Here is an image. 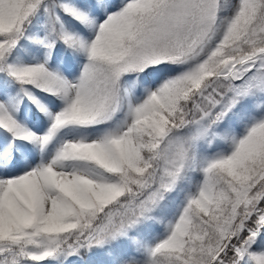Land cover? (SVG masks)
Returning <instances> with one entry per match:
<instances>
[{
	"label": "snow or ice",
	"instance_id": "obj_1",
	"mask_svg": "<svg viewBox=\"0 0 264 264\" xmlns=\"http://www.w3.org/2000/svg\"><path fill=\"white\" fill-rule=\"evenodd\" d=\"M0 264H264V0H0Z\"/></svg>",
	"mask_w": 264,
	"mask_h": 264
}]
</instances>
